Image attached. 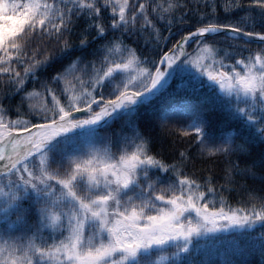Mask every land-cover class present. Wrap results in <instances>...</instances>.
<instances>
[{"label":"snow or ice","instance_id":"snow-or-ice-1","mask_svg":"<svg viewBox=\"0 0 264 264\" xmlns=\"http://www.w3.org/2000/svg\"><path fill=\"white\" fill-rule=\"evenodd\" d=\"M233 9L222 22L214 0H0V264H264V186L243 183L264 151L240 163L264 145V0ZM173 80L194 99L146 115ZM205 105L247 137L210 131ZM154 121L188 144L171 163ZM196 158L224 168L185 174Z\"/></svg>","mask_w":264,"mask_h":264},{"label":"trees","instance_id":"trees-1","mask_svg":"<svg viewBox=\"0 0 264 264\" xmlns=\"http://www.w3.org/2000/svg\"><path fill=\"white\" fill-rule=\"evenodd\" d=\"M131 2V0H130ZM195 2V0H193ZM215 6H216V17L222 21V22H228L231 20L234 16H241L244 13L240 12L239 10L233 9L231 12L225 11V5H233L236 3V0H214ZM250 0H243V3L245 5H248ZM138 7V5H137ZM254 10V13L257 14V23L256 28L257 30H260V23L258 20V13L259 8L256 5L251 6ZM201 11L208 12L209 9L207 8H201ZM105 16L111 15V9H107L104 12ZM250 15H252L250 13ZM107 23H110V20L105 21ZM175 31V28L173 29ZM221 39H223L221 37ZM78 43V41H76ZM39 44L40 48L43 49L44 42L41 40L40 37H36L32 41V47H36ZM135 47L136 45H132ZM194 46V41H193ZM49 48L52 47L51 44L48 45ZM253 49L257 48V44L251 45ZM189 52H192V48H188ZM79 52L74 53L75 55H79ZM89 59H91L89 57ZM17 70H19L21 73L23 72V68L20 66H16ZM57 66H53V68H50L48 71L52 72L54 68ZM15 73H13L14 75ZM39 75L43 76L45 73H40ZM7 77L3 76V74H0V91L4 89V86L6 84ZM181 82L179 80H173L170 81V85L168 87V90L163 94V96L158 97L154 99L153 106L147 110V114H150L155 109L161 108L163 106H169L170 108H179L180 104L184 101H188L191 99H194L185 89L183 88H177V85ZM35 87L36 91H39V81H37L36 85L34 86L31 80L26 81V88L25 92L33 91ZM20 97L15 96L12 100V103L15 104L17 101H19ZM32 103L39 105L42 104H50L51 96H48L46 99L44 96L36 97ZM8 101H5V104H7ZM25 108L28 107V102H25L24 105ZM203 114L205 118L209 121V129L215 134H219L220 132H226L230 130L236 131L238 134L235 137V140L237 143L242 142L247 137L246 130L240 125L238 121H229L227 118L220 113L219 111L212 109L210 106L205 105L202 109ZM9 118L14 119V115L10 116ZM154 120V118H153ZM155 122V121H154ZM157 124L156 126V143L154 147V151L159 152L161 154V158L166 159L168 163H171L173 160V153L178 156L179 151L182 149H187L188 144L187 142H181V140H173V137L168 134V132L165 129H162L159 126V122H155ZM252 155L248 158L241 157V166L244 165L245 160H251L252 158H258L261 151H264V145L261 144H253L251 145ZM224 168V162L222 160H216L213 162H208L207 160L196 158V159H189L186 161V167L184 168V172L187 175L194 176V177H204L209 174L214 176H219L221 174V170ZM261 177H264V171L257 168L256 169V177H248L243 180V183L249 187V188H256L259 189L262 186H264V179H261ZM237 180L239 181L240 178L237 177ZM221 181L218 179L216 181L217 184H219ZM246 199V196L241 194L240 196H237L236 193H233L230 197V203L234 207H239L240 205L237 203L238 200ZM217 207H219V204H217ZM14 218V217H13ZM259 229L257 228V232ZM172 249H169V252H171ZM202 257H197V259H201ZM249 264H259V256L253 255L248 257ZM215 264H219V258L217 257L215 259Z\"/></svg>","mask_w":264,"mask_h":264}]
</instances>
